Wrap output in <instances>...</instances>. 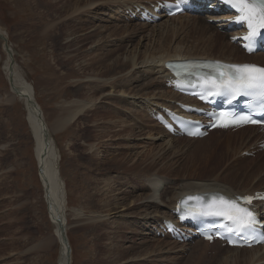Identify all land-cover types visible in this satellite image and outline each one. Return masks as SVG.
<instances>
[{
    "label": "rangeland",
    "instance_id": "374dc122",
    "mask_svg": "<svg viewBox=\"0 0 264 264\" xmlns=\"http://www.w3.org/2000/svg\"><path fill=\"white\" fill-rule=\"evenodd\" d=\"M131 1L0 0V27L7 32L19 72L35 88V99L48 127L53 128L66 106L73 107L75 102L86 105L69 127L52 131L60 150L59 165L66 183L68 206L62 209L67 210L62 217L72 246V264H100L102 261V264H221L227 255L231 264L234 251L217 252L218 256L202 245L176 244L150 234L147 226L162 219V212L168 210L166 204L125 210L113 208L118 204L102 206L108 203V195L114 200L124 196L122 190L132 185L125 175L133 168L143 171L151 168L149 174L160 176L167 188L174 185L176 189L184 179L202 182L217 178L234 191L246 192L257 187L264 177V162L237 159L239 144L223 136L211 135L196 142L174 141L164 148L169 138L161 125L147 117L145 108L149 100L169 102L170 98L161 94L170 95L171 90L165 88L156 72L150 76L145 74L142 64L124 68L126 72L121 69L125 73L121 70L114 73L113 68L107 67L116 57L121 58L135 47L138 51H161L163 47L164 51L157 56L168 52L174 55L177 51L207 52L226 58L229 52L219 44L228 38H217L219 44L209 49L205 40V33L209 31L199 29L193 17L164 19L157 24L128 22L119 15V10L121 5ZM42 29L46 31L43 33ZM0 58L1 98L2 91H8L3 72L7 53L1 39ZM117 78L121 81H115ZM104 79H113L112 87H101ZM148 81L153 86L150 87ZM79 83L84 84V88L80 89ZM31 133L21 102L14 106L0 104V264H59L61 237L54 234L44 187L37 176ZM230 134L224 133L226 137ZM147 174L145 172V176ZM145 176L137 177L140 180L137 185ZM123 181L127 185H123ZM107 183L115 186L112 185L107 194L96 197L95 189L105 190ZM150 193L147 188L134 189L126 203L131 204L138 196L145 201ZM170 196L168 191L166 202ZM70 208L77 209L79 214L73 215ZM147 220L150 223L145 225ZM99 222L103 225L98 229ZM124 222L127 225L129 222L130 229L119 230ZM46 243L48 247L44 248Z\"/></svg>",
    "mask_w": 264,
    "mask_h": 264
},
{
    "label": "bare ground",
    "instance_id": "6f19581e",
    "mask_svg": "<svg viewBox=\"0 0 264 264\" xmlns=\"http://www.w3.org/2000/svg\"><path fill=\"white\" fill-rule=\"evenodd\" d=\"M132 1H135V0H132ZM162 16H164V15H162ZM181 17H183V16L182 15H178V16H174V17L166 18V19L173 20V19H177V18H181ZM193 19L197 23V25H198L197 27L199 29H204V30L210 32L209 35H207L209 32H206V33L204 32L205 33V40L209 44V49L212 50L213 47H216L219 44L218 41H217V38L219 40L223 36H224L225 39L228 38V40L226 42H223L222 44H219V45H221V47H223L224 51L229 52V54H228V56L226 58L215 56V55H213L211 53H207V52L206 53L205 52H202V53H194V52L193 53H191V52L180 53V52H177V51L175 52L174 55H170L169 52L168 53L166 52L167 54L162 53L159 56H157L158 53H161V51H164V50H162L163 47L160 48L161 51L160 50H158V51L147 50V49H145L144 51H138V47H135L134 49H131L130 51L127 50V53L124 56H122L121 58L116 57V59H115L116 61L113 62L114 65H113V63L112 64L110 63V65L107 67V69L113 68V72L115 73L117 71L119 72V70H121V69L125 71V69H127L128 67L137 66L139 64H142V66L144 65V67L146 68V69L144 68L145 74L150 76V74L156 72L155 74H158L159 78H160L161 74L166 72V69H165L164 65H165V62L167 60L181 59L183 57H190V56H198V57L221 58V59H225V60H228V61H238V60H234V59H237L238 57H242V56H244V57L248 56V55H239L240 53H242L240 48L237 45H235V43H233L229 39V37H228V35L226 33L218 30V28H216V26H212L211 24H209L205 18L200 17V16H196ZM45 29H42V30H44V31H42L43 33L46 31ZM0 31L4 32L7 35V32L4 29H2V27H0ZM199 32H201V31H199ZM38 35H40V34H38ZM78 40L77 41L75 40L76 41L75 44H77V45L79 43ZM4 44L5 43L3 42V48L5 49V51L7 53V58H6V61L3 62L4 63L3 64V70H4L3 72L6 75V79H7V82H8V91H2V93H1L2 96L0 98V104L1 105H7V106H10V105L14 106V103L21 102V104H23V106L25 108L27 121H28V124L30 126V130L32 132L31 133V135H32L31 138H32V141L34 142L33 156H34L36 165L38 164L37 176H38V179L40 180V182L42 183V185L44 187V198H45V201L47 203V208H48V211L50 213L52 224L54 226V234L59 236V237H61L60 257H59V260H58V263L60 264V263H62L64 261V255H65V252H66V248L68 247V244L63 240V236H62L63 234L61 232V227H60L61 224H64L66 226V222H65L64 218L62 217L63 216L62 214L66 215L67 210L63 212L62 209L67 207L68 205H67V199H66L67 198V191H66V187H65L66 183H65L64 178L61 175V170H60V165H59V162H60L59 158L60 157H58V154L60 156V150H58L57 141H56V138L53 136V132L52 131L58 132V131H62L64 129H66L67 127H69L72 123H74V121L77 119V117L85 110L86 105H83L84 102H82V104H79V102H78V104L76 105L77 102H75L74 103L75 106H73V107L72 106H66L67 108H63L64 109L63 114H60L59 116H57L55 122L53 123V128H49L47 122H45L47 124V128H48L46 130L45 126H44V123L37 116V113L35 112V109H34L32 103L30 102V99L28 98V96L31 95V97L36 101V99H35L36 98L35 97V88H34L33 84L29 80H27V78H25L19 72L18 67L16 65L17 63L15 62V58H14V54L15 53H14L13 48L10 46L11 49H12V53H11L4 46ZM166 44H169L168 41H167ZM77 48H79V47H77ZM258 55H259L260 58L264 57V55L261 54V53L258 54ZM0 61H2L1 58H0ZM149 61H152V62L150 64H147ZM242 61H246V59L242 60ZM119 66H120V69H119ZM134 69H135V67H134ZM144 71H143V73H144ZM125 72H123V73H125ZM134 72H135V70H134ZM127 75H129V74H127ZM132 76H134V75H132ZM120 79L121 78H117L115 81H121ZM112 80L113 79H104V83H102L101 87H103L105 85H107L106 87H108V86L112 87L110 85V83H112ZM122 80L124 81V78ZM128 80H131V79L128 78ZM77 81H78V79L76 80V82ZM80 81L81 80H79V82ZM150 81H148L147 84L149 86L150 85L153 86L152 83L155 82V80H153L152 83ZM158 82L160 83V81H158ZM114 84H116V83L114 82ZM79 85L78 86H79L80 89L84 88V84H82V83L80 84L79 83ZM144 87H146L145 84H144ZM89 90L91 91V89H89ZM89 90H88V92H89ZM162 92L164 93V90H162ZM169 92H170V95H168L166 92L164 94H161L162 96H166V97L170 98L169 99L170 101L168 100L169 102H172V100H174V98H177L178 96H180L178 93H175V92H172V91H169ZM125 93H126V91H122V94H125ZM125 96H127V95H125ZM133 97L135 98L136 96L133 95ZM120 99H123V98H120ZM149 101H148V103H150ZM152 104H154V102H151V105ZM71 105H73V103ZM88 105H89V103H88ZM90 105H91V102H90ZM64 107H65V105H64ZM129 126L132 127V125L128 124V127ZM247 131H249V130L243 129V130L237 131L235 133H231L230 135L227 136V138L229 139L228 141H231L235 145L239 144L238 148L236 149V153H240L242 151L241 150L242 149V145H243V147H247V143L250 142L249 139H252L254 137V135L247 136L246 135ZM247 137H248V139H247ZM171 139H169V141L165 142L166 145L164 146V148H166V146L169 145L170 143L174 142L175 139H173V140H171ZM203 139H190V138H188L187 140H189L190 142L191 141L192 142L193 141L196 142V140L203 141ZM94 159H95V157H94ZM95 160H97V159H95ZM150 169L151 168H148V170L146 169L145 171H143V170H141L139 168H133L132 170L129 169V170H131V172L129 173V171H128L129 174H127L128 176L125 175L126 176L125 178L128 177L127 178V182L130 183L129 182V180H130L131 181L130 184H132V185L129 186V189L125 188L124 190H122L124 196L123 197L119 196L120 199H118V200L115 199L114 200V199H112L114 197L111 198V195H108L109 198H110L108 203L103 201L104 203H102V206L104 207V206H110L111 204H115V205L118 204V206L113 207V208H117V207L121 208V207H123V210H125V209H131V208H135V207H139V206H141V208H142V206H148L149 207L150 206L149 204H153V205L154 204H156V205L158 204L157 206H161V205L166 204L168 210H165V211L162 212L163 213L162 214L163 215L162 218H164L166 216H171V209L174 207L176 201L181 196H183V195H185V194H187L189 192H192V191L203 190L204 189V190H222V191H225V192H228V193H247V192H249V191H246V192L245 191H243V192L234 191L231 187L222 184L220 181L218 182L216 180L217 178L209 180V181H202V182L201 181H193V180L186 181L184 179L181 184H178L179 186L177 187V189L175 188L174 185H170L171 187L167 188L163 184V180L160 178V176H158L156 174H153V173L149 174ZM132 172H134V173H132ZM145 172L148 173L146 176H145ZM139 175H144L145 177L142 179V182L137 185L138 180H139V179H137V177ZM249 176L251 177L252 175H249ZM226 178H227V176H226ZM232 179L234 180V178H232ZM127 182L125 181L123 183V185H127ZM114 183H107L108 188L107 189L105 188V190H103L104 188L103 189H100V188L95 189L94 193L96 194V197H97V195H102L103 193L107 194L108 192H110L109 188H113V186H115ZM116 187H117V185H116ZM142 187L149 189V192L151 191L152 194L151 193L147 194L145 196V199H146L145 201H143L144 199H142V196H138L136 199H134V202H132L131 204H127L126 200L128 199L129 196H131V193L134 191V189H138V188L141 189ZM165 187H166V189L164 190ZM255 187L253 189H256ZM250 189H252V188H250ZM125 190H128V191H125ZM168 191L171 192V196H170V199H168V201L166 202L165 201L166 199H164V198L168 195ZM122 192H121V194H122ZM94 193H93V195H94ZM62 198H63V201H62ZM141 199H142V202L137 203ZM41 200L43 201V199H41ZM62 202H63V206H62ZM123 202H125V203L123 204ZM71 210L73 211V215L74 214L75 215L79 214L77 209H75V208L71 209L70 208V211ZM72 211H71V213H72ZM153 216H156V215H153ZM99 223L100 224L97 227L98 229L101 227V225H103V223H101V222H99ZM128 225H130L129 222H128ZM128 225H127V223L121 224L119 230L120 229L123 230L126 227L128 229H130L129 227H131V226L128 227ZM66 229H67V227H66ZM54 234H52V235H54ZM123 235H124V233H123ZM46 240H47V237H46ZM40 242H41V245H42L43 244L42 241H40ZM46 242H48V240ZM201 243H205V242H201ZM206 244H208V243H206ZM45 247H48L47 243L45 244L44 248ZM37 248H39V246ZM71 248H72V246H71ZM225 249L226 248H220L219 249L220 251L218 253H225V252H228V251L229 252L230 251H236L237 252V253L234 252L232 254V256L234 255V257H233V262H231V264H264V251H262V250H264L263 247L243 248V249H240V248H228L227 250H225ZM222 250H225V251L223 252ZM239 253H241V255H239ZM222 259H224V260L221 261V264H229V261H230L229 255L224 256V258H222ZM103 262L104 261L100 262V264H102ZM71 264H72V262H71Z\"/></svg>",
    "mask_w": 264,
    "mask_h": 264
},
{
    "label": "snow or ice",
    "instance_id": "6c2138e0",
    "mask_svg": "<svg viewBox=\"0 0 264 264\" xmlns=\"http://www.w3.org/2000/svg\"><path fill=\"white\" fill-rule=\"evenodd\" d=\"M232 2L233 6L240 13L238 22H246L250 30L249 35L243 37V39L251 41L257 35L253 21H259L260 26L264 27V0H232ZM248 50L252 51L251 48ZM209 67L213 71L205 74L201 85L206 92L215 95L227 94L236 96L247 94L250 96H258L260 103L264 104V68L248 64L224 65L220 62H214ZM221 69H227V72L221 71ZM185 75H192L191 66H186ZM228 102L231 103V100ZM220 115L223 116L224 113ZM249 122L256 123L249 116H244L222 123L220 126H238L241 123ZM252 199L253 197L250 196L233 199L219 194L214 196L212 203L207 204L204 209L198 212H190L189 215L223 216L236 226L234 230L245 231L255 226L256 219L247 207L241 206V202L250 204ZM228 230L231 231L233 229ZM207 238L211 239V236Z\"/></svg>",
    "mask_w": 264,
    "mask_h": 264
},
{
    "label": "water",
    "instance_id": "95a60500",
    "mask_svg": "<svg viewBox=\"0 0 264 264\" xmlns=\"http://www.w3.org/2000/svg\"><path fill=\"white\" fill-rule=\"evenodd\" d=\"M0 39H2L5 43V47L8 49V51H11V48H10V45L8 43V37L5 33L1 32L0 31ZM28 98L30 99V102L32 103L34 109H35V112L37 113V116L39 117L40 120H42V122L44 123V126H45V129L47 130V124L45 123V118H44V115H43V111L41 109V107L39 106L38 102L35 101L31 95L28 96ZM61 227V232H62V236H63V240L68 244V247L66 248V252H65V255H64V261L60 264H71L72 262V256H71V246L69 244V240H68V236H67V229H66V226L64 224H61L60 225ZM60 257V256H59Z\"/></svg>",
    "mask_w": 264,
    "mask_h": 264
}]
</instances>
